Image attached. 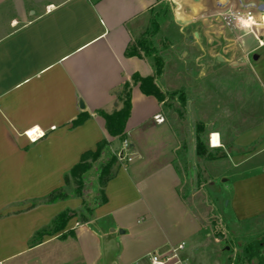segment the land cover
I'll return each mask as SVG.
<instances>
[{
	"label": "crops",
	"instance_id": "1",
	"mask_svg": "<svg viewBox=\"0 0 264 264\" xmlns=\"http://www.w3.org/2000/svg\"><path fill=\"white\" fill-rule=\"evenodd\" d=\"M185 3L192 29L189 55H258L261 64L264 46L259 48L252 34L254 41H246L237 31L238 13L245 12L239 0ZM154 4L0 0V264H150L145 259L151 253L166 257L180 244H185L183 254L214 244L198 217L188 172L198 158L195 125L182 123L139 86L132 87L125 129L133 160H117L113 177L105 186L100 181L116 157L117 139L110 137L98 113L121 107L118 98L134 74L154 75L150 58L126 56L138 32L148 28ZM262 15L254 11L256 22ZM255 32L264 43V27ZM159 34L152 38L158 55ZM163 76L156 79L158 85ZM80 117L83 122L74 126ZM36 130L45 136L32 142L27 133ZM151 130L159 132L156 156L146 146ZM102 141L109 145L96 161L89 160L77 195L65 177ZM233 177L231 226L244 230L245 224L264 223V159ZM58 189L65 191V200L41 202ZM62 213L69 219L54 233V221ZM217 248L210 260L222 264L221 256H214Z\"/></svg>",
	"mask_w": 264,
	"mask_h": 264
},
{
	"label": "rangeland",
	"instance_id": "2",
	"mask_svg": "<svg viewBox=\"0 0 264 264\" xmlns=\"http://www.w3.org/2000/svg\"><path fill=\"white\" fill-rule=\"evenodd\" d=\"M186 1L190 0H155L147 15L148 28L137 34L140 39L160 33L159 55L153 37L151 42L155 55L163 60L159 77L165 76L157 84L163 93L161 102L182 123L195 125L197 143L200 141L207 151L205 156L198 155L195 167L186 170L196 193L198 217L206 232L212 234L214 244L181 252L180 260L184 264H214L210 253L217 245L214 256H221L222 264H264V223L255 222L250 228L245 224L244 230H237L231 226L228 205L233 176L252 166L256 159H264V55L261 64L253 59L254 55H189L192 29L187 22L190 12ZM254 1L264 4V0ZM3 30L0 27V33ZM237 31L245 36L244 40L254 41L246 30L238 27ZM147 58L152 60L153 56ZM212 133L219 135L222 149L212 150ZM158 135L153 131L146 142L152 156L160 149ZM222 158L225 160L217 162ZM70 190L78 192L74 185ZM145 260L149 262L150 256Z\"/></svg>",
	"mask_w": 264,
	"mask_h": 264
},
{
	"label": "trees",
	"instance_id": "3",
	"mask_svg": "<svg viewBox=\"0 0 264 264\" xmlns=\"http://www.w3.org/2000/svg\"><path fill=\"white\" fill-rule=\"evenodd\" d=\"M158 28V27H157ZM153 35H146L143 38L138 39L133 44H131L126 51L127 57H147L153 56V64L155 67V73L152 76L141 77L138 74H134L131 78L130 83H126L122 93L120 94L118 100L121 107L114 110L112 113H105L103 111L99 112L98 115L105 120V127L113 139H119L120 141L126 140L125 129L127 121L131 113V92L133 86H139L141 92L147 96L155 97L159 102L162 101L163 93L156 83V79L162 74L163 71V60L161 57L155 55V49L152 46L151 38ZM84 118L80 117L74 122V126H77L83 122ZM107 141H102L95 152H88L82 156L81 162L76 165L70 176L65 177V185L70 186L71 180L78 190L77 195H81L80 188L82 184V176L87 170L90 169L91 165L89 160L96 161L102 151L108 146ZM197 155L205 156L207 154L206 149L200 141L196 144ZM117 163V158L114 156L110 163L107 165L106 169L101 175V184L105 186L107 182L113 177L112 166ZM68 196L63 189H58L42 200V203L51 204L60 200H65ZM68 215L66 213L60 214L54 221L53 232L57 233L64 229L66 222L68 221Z\"/></svg>",
	"mask_w": 264,
	"mask_h": 264
},
{
	"label": "built area",
	"instance_id": "4",
	"mask_svg": "<svg viewBox=\"0 0 264 264\" xmlns=\"http://www.w3.org/2000/svg\"><path fill=\"white\" fill-rule=\"evenodd\" d=\"M254 11L253 9H245V12H239V28L241 30H246L248 33H251L256 40L258 41V47L261 48L264 46V43L258 38L255 28H257V25H260L261 22H256L254 18ZM242 18V19H240ZM254 24L255 26H253ZM157 122L161 123L163 122V119L157 116L155 118ZM212 135H210V142L212 141ZM28 138L30 141L35 142L38 139L45 136V133L43 132H34L33 135H29L27 133ZM116 158L119 162H132L133 155L130 153V144L127 140L121 141L120 148L116 151ZM185 249V244H180L178 246H175L171 249V253L169 256L166 257H160L156 253L149 254L150 256V264H182L180 260V253Z\"/></svg>",
	"mask_w": 264,
	"mask_h": 264
},
{
	"label": "water",
	"instance_id": "5",
	"mask_svg": "<svg viewBox=\"0 0 264 264\" xmlns=\"http://www.w3.org/2000/svg\"><path fill=\"white\" fill-rule=\"evenodd\" d=\"M239 1L241 2V8H243V9H253L259 13L264 12V4H258L255 2H250V3L244 4V3H242L241 0H239ZM253 59L258 60V55H254ZM218 60L221 61V58H219ZM80 108L81 109L84 108L83 103L80 104ZM120 145H121V141L119 139H117L113 145L114 151H117L120 148Z\"/></svg>",
	"mask_w": 264,
	"mask_h": 264
},
{
	"label": "bare ground",
	"instance_id": "6",
	"mask_svg": "<svg viewBox=\"0 0 264 264\" xmlns=\"http://www.w3.org/2000/svg\"><path fill=\"white\" fill-rule=\"evenodd\" d=\"M240 19H242V18H240ZM260 21H261V24L260 25H257V26L264 27V14L261 16V20ZM252 25L255 26L254 24H252ZM32 135H33V133H32ZM220 141L221 140L219 138V135L216 134V133H213V135H212V141H211L212 146L213 147H216V148L221 147Z\"/></svg>",
	"mask_w": 264,
	"mask_h": 264
},
{
	"label": "snow or ice",
	"instance_id": "7",
	"mask_svg": "<svg viewBox=\"0 0 264 264\" xmlns=\"http://www.w3.org/2000/svg\"><path fill=\"white\" fill-rule=\"evenodd\" d=\"M36 131H38V130H36ZM29 135L31 136V135H32V133L30 132V133H29Z\"/></svg>",
	"mask_w": 264,
	"mask_h": 264
}]
</instances>
